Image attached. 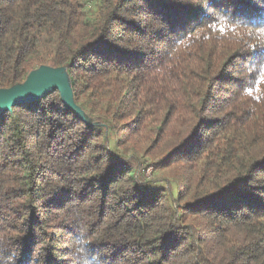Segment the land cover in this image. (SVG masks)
<instances>
[{
  "label": "trees",
  "instance_id": "obj_1",
  "mask_svg": "<svg viewBox=\"0 0 264 264\" xmlns=\"http://www.w3.org/2000/svg\"><path fill=\"white\" fill-rule=\"evenodd\" d=\"M0 264H264V0H0ZM152 169V176L148 170Z\"/></svg>",
  "mask_w": 264,
  "mask_h": 264
},
{
  "label": "water",
  "instance_id": "obj_2",
  "mask_svg": "<svg viewBox=\"0 0 264 264\" xmlns=\"http://www.w3.org/2000/svg\"><path fill=\"white\" fill-rule=\"evenodd\" d=\"M62 73L65 74V79L62 77ZM54 88H59L66 103L83 115L74 102L66 69L47 65H42L39 69L31 71L21 83L9 88H0V114L11 109L15 104L35 101Z\"/></svg>",
  "mask_w": 264,
  "mask_h": 264
},
{
  "label": "rangeland",
  "instance_id": "obj_3",
  "mask_svg": "<svg viewBox=\"0 0 264 264\" xmlns=\"http://www.w3.org/2000/svg\"><path fill=\"white\" fill-rule=\"evenodd\" d=\"M36 69H39V67H37ZM62 77L65 79V74L64 73H62ZM148 172H149L148 174L150 176H152V169H149Z\"/></svg>",
  "mask_w": 264,
  "mask_h": 264
}]
</instances>
